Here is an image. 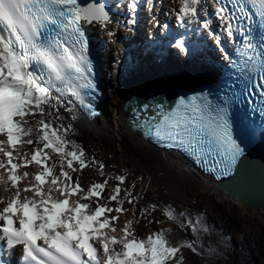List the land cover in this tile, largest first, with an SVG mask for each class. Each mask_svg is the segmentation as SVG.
<instances>
[{
	"label": "snow or ice",
	"instance_id": "1",
	"mask_svg": "<svg viewBox=\"0 0 264 264\" xmlns=\"http://www.w3.org/2000/svg\"><path fill=\"white\" fill-rule=\"evenodd\" d=\"M139 7L138 0H0V184L7 193L0 196V264L13 255L17 264H187L185 251L201 256L200 233L208 231L201 213L150 202L137 215L144 177L126 183L128 170L106 171L116 166L74 139L77 113L98 115L90 33L115 37L113 25L133 33ZM172 11L183 32L171 46L190 55L189 34L210 39L225 61L228 89L216 99L202 91L173 106L157 102L151 113L148 103L133 106L132 126L217 180L238 182L249 136L234 132L249 113H233L235 104L247 98L264 123V0H179ZM156 26L171 35L168 23ZM85 169L102 179L83 186ZM142 220L170 222L185 238L170 239L172 228L164 227L142 235Z\"/></svg>",
	"mask_w": 264,
	"mask_h": 264
},
{
	"label": "bare ground",
	"instance_id": "2",
	"mask_svg": "<svg viewBox=\"0 0 264 264\" xmlns=\"http://www.w3.org/2000/svg\"><path fill=\"white\" fill-rule=\"evenodd\" d=\"M164 1H166L171 10L173 6L179 7V0ZM111 2L112 0H110L109 3ZM143 2L144 0H138L140 5L139 10ZM113 12L115 15H120L115 9H113ZM121 19H123L122 16ZM112 27L116 32L115 37L112 38L108 37L107 33L99 28L90 33L94 40H98L96 48L100 50L102 58V83L106 95L105 101L102 103L104 109L103 115L91 122H87L78 116L79 119L75 122L77 131L75 138H84L86 141L85 143L89 142L92 147H96L97 149H100L99 145L101 144L105 149L104 154L106 157L113 155L118 160L124 162L128 160L132 164L137 163V165L141 167L142 173L145 172V189L150 188L160 193L173 196L184 202H192V198L195 195L207 194V189H211L217 194L216 198L218 201L224 203L228 208H233L235 206L244 207L237 200L228 198L216 187L214 181L210 178L196 175L181 159L157 151L138 131L129 129L126 124L127 114L123 110L124 103L130 101L134 97L132 94L142 90L140 88L141 86L149 88L148 86H150V84L191 85L205 82L214 76L215 68H220L222 64L220 58L214 60L211 58L208 63L213 65L205 64L204 66L191 62H183L182 65L178 63L177 65L173 61H169L165 69L164 67L154 64L150 66L143 65L144 67H137L136 69L137 72L142 73L143 78L128 68V71H122V75L118 74L117 70L110 74V65H108V63L110 62L111 56H107L106 54L110 52L111 47H113L114 51H120V57L117 59L114 58L113 61L116 62V66H121L122 57L124 55L123 49L126 44H133V49L135 48L137 50V55L143 60L141 45L145 43L141 42L142 40L135 35L139 30L138 24L135 31L131 34L125 32L123 27L115 28V25ZM159 38V35H156V39ZM206 45L211 52L215 51L208 43ZM102 46H106L107 53L103 51ZM228 46L229 42L226 47L228 48ZM143 50L144 48H142V51ZM174 57V55L173 57L170 56V58L173 59ZM145 75H147L148 78L144 77ZM115 81H118V87L113 84ZM107 92L113 95L111 98L112 101L110 100L107 102ZM150 171L151 173H149ZM149 177L150 180L148 179ZM0 196L7 197V193L4 192V185L2 184H0ZM244 209L248 214L251 213L255 216L257 214L264 215V211L260 209L253 210L247 207H244Z\"/></svg>",
	"mask_w": 264,
	"mask_h": 264
},
{
	"label": "rangeland",
	"instance_id": "3",
	"mask_svg": "<svg viewBox=\"0 0 264 264\" xmlns=\"http://www.w3.org/2000/svg\"><path fill=\"white\" fill-rule=\"evenodd\" d=\"M145 1V0H144ZM161 4L162 6V13L159 15L161 18L163 15L169 19V22H171V26L174 28L179 29V32L182 30L179 25L177 24L175 20V13L171 10V8L168 6L166 1L164 0H156V6ZM160 18V20H161ZM164 19V20H165ZM157 28V27H156ZM157 33H163L159 30V28L156 29ZM183 31V30H182ZM173 34H177V30L173 31ZM166 36V35H164ZM199 37H193L191 34L188 35V40L190 42H195V43H200L197 44V46L200 47L198 49H202L204 47H201L207 41V43L215 49L214 43L208 39L206 36L201 37V35H197ZM167 37V36H166ZM165 37V38H166ZM169 37L172 38L170 35ZM202 40V42H201ZM146 44L143 43L141 45V48H145ZM207 46V45H206ZM208 47V46H207ZM197 49V48H196ZM195 50V48H194ZM192 51L190 55H184L182 53H179V59L178 61L180 63H185L189 62L190 59L193 57V61L191 63H195L197 65L204 66L206 63L203 62L204 60H207V58H210L209 54H206L204 52H199L196 53ZM197 52V51H196ZM213 54L211 55V58L218 59L220 58V55L216 52H212ZM110 62L108 65L109 67V72L110 74L113 73L115 70L118 71V74L122 75V71H128V61L126 57H122V63L121 66H116L113 61L114 58H119L120 57V51H114L113 47L110 48ZM195 54V56H194ZM119 55V56H118ZM145 56L146 54L142 53ZM148 55V54H147ZM181 55V57H180ZM198 61V62H197ZM210 65H213L211 63H208ZM161 67V66H160ZM166 68V67H165ZM129 69V68H128ZM121 77V76H120ZM113 84L118 87V81L113 82ZM113 85V87H114ZM114 92V89H113ZM112 96L107 92V102L112 101ZM74 139L77 140L78 143L82 144L84 146V149L87 154L92 155L94 154L98 159L102 160L105 165H115V168H107L106 171H112V172H117L118 174H123L124 170H128L129 176L128 180L126 183H130L135 177H138L142 175L144 177V173L141 171V167L137 165V163L132 164L130 161H122L116 159L113 155H110L109 157H106L105 149L102 147L100 144V149H97L96 147H92L89 142L85 143V139H77L74 137ZM25 151H30V148L28 146H25L24 148ZM151 173V171L149 172ZM76 174L73 173V177L75 178ZM80 179L81 183L83 186L89 185L93 180L95 181H100L102 178L99 177V175L91 170V169H85L83 172L80 174ZM150 180V177L148 178ZM110 184L113 183L112 181L109 182ZM141 185L139 182H137V190H139ZM107 189L105 190L104 193H102V196H107ZM123 195V193H121ZM144 200L140 202V204L137 205V215L139 214V208L145 204V203H150V202H155L157 204L163 205V204H169L172 205L177 211L180 210H187L190 213H193L196 209H198L201 212H205L208 215L209 221L211 223L213 222V219L215 220V223H219L224 227V229L218 228V230L212 229L213 235L216 237H219L218 239H212L210 235H212L210 229L206 232H201L200 233V240L203 241L205 247H215L221 249L222 246V251H225L226 249L228 250L227 253L230 254L228 258H226V264H248L253 260L255 261V264H264V215H252L251 213L248 214L244 207H239L235 206L233 208H228L224 203L219 202L218 199L216 198L217 194L212 191L211 189H207V194L200 195L197 194L195 195L192 199V202H184L180 199H177L173 196H169L163 193H160L158 191H155L153 189H146L143 192ZM125 208H131V205L125 204ZM153 216L158 219V220H164V217L159 213L156 212L153 214ZM125 217L131 218L132 213L126 212L124 216H121V221L125 219ZM255 217V218H254ZM222 222H226L223 224ZM231 222H236L238 223L239 229H234L227 228L226 225H229L228 223ZM161 227H167V223L161 224H148L146 220H142L140 222V225L138 226V231L142 235H147L150 231H157ZM204 235H207L204 236ZM191 237V235H189ZM205 238H204V237ZM203 237V238H202ZM210 237V239H209ZM206 239V240H205ZM225 264V263H224Z\"/></svg>",
	"mask_w": 264,
	"mask_h": 264
},
{
	"label": "water",
	"instance_id": "4",
	"mask_svg": "<svg viewBox=\"0 0 264 264\" xmlns=\"http://www.w3.org/2000/svg\"><path fill=\"white\" fill-rule=\"evenodd\" d=\"M159 88L160 87L151 86L147 89L139 90L138 93L132 94V96H134L132 99H134L136 105L142 102H151L153 99L160 102L163 98H169L170 93L172 94L173 92V90H170L169 92L167 91L168 89ZM179 89L180 88H176L174 90L178 91ZM129 105H131L129 102H125L123 107H128ZM128 111L129 110H126L125 112L130 116L132 113ZM150 145L159 152L175 155L192 169L191 163L184 160L178 153L158 148L153 144ZM242 159L243 173L242 178L238 182L231 180L229 177H222L217 180L213 176V179L211 180L214 181L216 187L228 198L237 200L244 207L264 211V146H255L245 153V157Z\"/></svg>",
	"mask_w": 264,
	"mask_h": 264
},
{
	"label": "trees",
	"instance_id": "5",
	"mask_svg": "<svg viewBox=\"0 0 264 264\" xmlns=\"http://www.w3.org/2000/svg\"><path fill=\"white\" fill-rule=\"evenodd\" d=\"M201 213L204 217H205V225L207 227V229L210 231L212 229H215V230H218V228L220 229H224V227H222V225H220L219 223H215V220L213 219V222L211 223V221H209V219L207 218L208 215L207 213L205 212H201L199 211L198 209H196L194 213ZM167 223V227H164V228H172V234L170 236V239H182V238H185L184 236V233L180 232V230L174 225V224H171L170 222H166ZM223 224H225L226 222H222ZM229 225H226V227L228 228H231L233 230L234 229H239V226H238V223L236 222H229L228 223ZM225 230V229H224ZM212 233V231H211ZM188 237H190L189 235H191V232L189 231L188 232ZM207 237V235H204ZM203 236V237H204ZM202 237V238H203ZM210 237L214 240L215 238L218 239L219 237H216L215 235H210ZM209 237V239H210ZM205 238V237H204ZM206 240V239H205ZM201 243L204 245L203 241H201ZM227 249L225 251H222V246H221V249L219 248H215V247H212L211 248H207L204 246V248L201 250V256L197 257V256H194L193 254H191L190 252L188 251H185V256L187 258V264H226V258H228L229 256H231L230 254L227 253ZM256 262L253 260L251 262H249L248 264H255Z\"/></svg>",
	"mask_w": 264,
	"mask_h": 264
}]
</instances>
